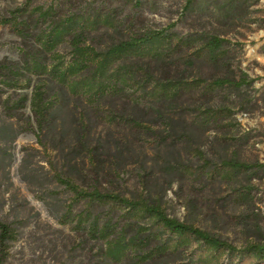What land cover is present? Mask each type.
<instances>
[{
    "label": "rangeland",
    "instance_id": "374dc122",
    "mask_svg": "<svg viewBox=\"0 0 264 264\" xmlns=\"http://www.w3.org/2000/svg\"><path fill=\"white\" fill-rule=\"evenodd\" d=\"M20 7L29 16L24 37L4 23V16ZM40 8L50 9L49 16H40ZM72 12L110 17L113 26L97 24L88 32L99 49L153 30L190 37L188 46L172 44L162 57L128 62L142 83L188 84L175 99L151 106L114 99L92 109L50 82L49 92L58 91L59 99L51 133L40 132L30 108L23 52L34 51L35 37ZM211 36L223 40L216 58L203 48ZM56 50L69 56L68 41ZM106 115L124 121L137 117L154 128L131 133L121 124L109 126ZM82 126L86 140H98L100 150L119 163L117 173L107 168L109 162L96 169L103 187L157 203L169 216L238 248L264 245V0H0V217L15 229L6 264H118L103 257L102 241L58 220L71 193L55 173L83 187L93 183L85 147L77 145ZM121 135L129 142L115 157L103 140ZM189 260L187 253L164 259ZM231 264L264 263L234 256Z\"/></svg>",
    "mask_w": 264,
    "mask_h": 264
},
{
    "label": "trees",
    "instance_id": "16d2710c",
    "mask_svg": "<svg viewBox=\"0 0 264 264\" xmlns=\"http://www.w3.org/2000/svg\"><path fill=\"white\" fill-rule=\"evenodd\" d=\"M25 9L12 10L4 23H10L17 35L24 37L29 25V16ZM50 9L42 10L39 15L47 17ZM54 21V19H52ZM97 24L113 26L109 16H90L72 12L52 22V27L35 37L34 51L23 52L24 69L29 75L24 79L31 86L29 99L36 127L40 132L52 131L53 112L57 107L59 92H49L50 82L55 83L65 93L86 102L92 109L114 99H123L134 105H147L156 101L175 99L187 85L181 80L155 79L142 83L137 79V72L128 62L132 59H155L163 56L166 48L173 44L174 49L189 45L190 37H176L173 33L153 30L129 35L106 48L99 49L89 41V33ZM174 35V36H173ZM174 40H176L174 42ZM196 40V39H195ZM64 41L70 46L69 56H64L56 49ZM223 40L211 36L204 42L203 48L212 58H216ZM197 49L195 52L201 51ZM43 54H50V57ZM8 71L16 74L13 67ZM36 83L31 85V77ZM139 92L138 94L135 93ZM109 126L121 124L129 132H143L154 127L144 124L137 117L130 116L128 121L106 115ZM85 127H80L77 145L85 147V162L90 167L91 177L97 175L96 169L106 167L117 173L119 163L105 151L100 150L98 140H86ZM107 151H113L115 157L122 153L129 142L126 136H119L114 141L103 140ZM76 145V146H77ZM103 153H107L105 157ZM233 166H243L240 162H231ZM96 172V173H94ZM93 183L83 187L71 176L55 173L59 183L65 185L71 193L66 210L59 216L62 224L71 225L76 231L90 238L103 242L102 255L109 262L118 264H171L164 261L169 254L187 253L190 260L179 264H231L234 256L254 257L264 263V245L250 243L238 248L229 241L208 231L169 216L163 208L153 202L127 197L119 192L103 187L97 176ZM46 202V198L44 197ZM76 206H80L76 209ZM15 238V229L8 221L0 217V264H6L8 243ZM201 247L196 254L197 247ZM226 253L227 261L221 257Z\"/></svg>",
    "mask_w": 264,
    "mask_h": 264
}]
</instances>
